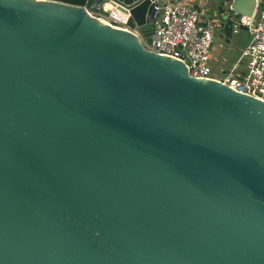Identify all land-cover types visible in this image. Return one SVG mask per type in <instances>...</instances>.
<instances>
[{"label":"water","instance_id":"95a60500","mask_svg":"<svg viewBox=\"0 0 264 264\" xmlns=\"http://www.w3.org/2000/svg\"><path fill=\"white\" fill-rule=\"evenodd\" d=\"M155 2L0 0V264H264V99L147 48Z\"/></svg>","mask_w":264,"mask_h":264},{"label":"built area","instance_id":"2783aa9c","mask_svg":"<svg viewBox=\"0 0 264 264\" xmlns=\"http://www.w3.org/2000/svg\"><path fill=\"white\" fill-rule=\"evenodd\" d=\"M153 9L154 30L151 43L139 31L128 27L125 20L128 15L124 17L123 27L138 34L147 48L183 61L190 75L219 79L238 91L264 99V0H257L256 9L247 20L243 16L238 19L240 23L247 25L250 39L242 48L237 62L221 77L212 74L210 64L214 32L219 23L203 18L202 10L186 0H156ZM108 10L107 17L101 14L103 18L105 16L110 22H121L116 15H112V8L109 7ZM238 30L236 26L232 28L233 32ZM242 57L247 60V70L236 73L235 68Z\"/></svg>","mask_w":264,"mask_h":264},{"label":"rangeland","instance_id":"374dc122","mask_svg":"<svg viewBox=\"0 0 264 264\" xmlns=\"http://www.w3.org/2000/svg\"><path fill=\"white\" fill-rule=\"evenodd\" d=\"M224 0H192L193 4L202 10L203 18H210L219 23L214 32V39L211 47L210 64L213 68L212 74L217 77L223 76L237 62L242 48L250 39L247 29L240 27L237 15L228 11ZM162 2V0H161ZM220 7L227 10L228 18L220 11ZM121 19V18H120ZM118 23V22H117ZM120 23V22H119ZM121 24H124L123 21ZM239 28L233 32L232 28ZM247 70V60L242 57L235 68L236 73H244Z\"/></svg>","mask_w":264,"mask_h":264},{"label":"crops","instance_id":"0c3cea01","mask_svg":"<svg viewBox=\"0 0 264 264\" xmlns=\"http://www.w3.org/2000/svg\"><path fill=\"white\" fill-rule=\"evenodd\" d=\"M186 1L192 2V0H186ZM220 11H222L224 13V17L225 18H228V13H227V10L226 9L220 7ZM115 13H117V12H115ZM112 14H113V12H112ZM105 16L107 17L108 15L105 14ZM105 16H104V18H105ZM119 16L121 18V19L119 18V20L122 22L124 20L125 14H119ZM115 21H117V20H115ZM117 22H118V23H116L117 25L125 26V24H121V22L119 23V21H117Z\"/></svg>","mask_w":264,"mask_h":264},{"label":"bare ground","instance_id":"6f19581e","mask_svg":"<svg viewBox=\"0 0 264 264\" xmlns=\"http://www.w3.org/2000/svg\"><path fill=\"white\" fill-rule=\"evenodd\" d=\"M115 12H116V11L114 10V12H113V14H112V15H115ZM119 14H121V12H119ZM248 18H249V16H248V15H244V16H243V19H245V20H247ZM104 21H105V22H107V23H110V24H112L110 21L106 20L105 18H104ZM112 25H114V24H112Z\"/></svg>","mask_w":264,"mask_h":264}]
</instances>
